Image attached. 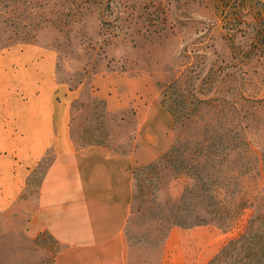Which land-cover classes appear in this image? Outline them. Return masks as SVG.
I'll return each instance as SVG.
<instances>
[{"label": "rangeland", "instance_id": "rangeland-1", "mask_svg": "<svg viewBox=\"0 0 264 264\" xmlns=\"http://www.w3.org/2000/svg\"><path fill=\"white\" fill-rule=\"evenodd\" d=\"M217 3L0 0V264H55L62 249L47 232L28 234L30 213L56 151L36 163L11 151L16 138L29 143L35 126L31 115L50 101L60 103L65 123L73 117L79 129L94 126L86 116L101 114L94 101L106 102L102 130L109 145L134 150L124 161L132 189L134 172L174 145L194 144L210 123L225 130L227 117L229 127L239 123L238 130L261 150L264 57L241 53L255 32L246 26L231 29L226 13L235 11L233 1ZM171 84L172 99L180 101L177 121L161 104V91ZM183 185L174 171L164 170L159 189L137 193L126 226L127 264H207L243 230L248 216L230 231L216 225L175 227L162 244L161 211L152 200L172 205Z\"/></svg>", "mask_w": 264, "mask_h": 264}, {"label": "trees", "instance_id": "trees-1", "mask_svg": "<svg viewBox=\"0 0 264 264\" xmlns=\"http://www.w3.org/2000/svg\"><path fill=\"white\" fill-rule=\"evenodd\" d=\"M214 1L217 4L233 1L235 11L226 13L231 29L241 30L242 26H246L255 32V38H251L248 44V51L242 49L241 53L247 58L264 57V0ZM174 87L173 84L163 87L161 104L177 121L180 101L172 99L173 92L168 91ZM177 95V98L185 99L182 94ZM94 106L100 107L101 114L95 119L92 114L86 116L87 123L94 126L83 125L79 129L71 117L70 131L76 147H106L120 154L133 152L109 145V134L102 130L107 124V104L96 99ZM227 121L225 130L219 132L210 123L204 135L193 139L194 144H186L182 147L184 149L174 145L159 159L134 172V202L131 209L139 198L138 192L143 191V196L144 191L159 185L164 170L174 171L176 180L184 182L179 197L172 205L152 200L161 211L158 231L163 235L162 244L175 227L191 229L216 225L230 231L239 225L244 216H248L243 230L207 264H264V136L259 139L261 150H258L253 137L238 130L241 129L240 126L237 128L239 123L231 128L228 126L231 122ZM261 125L264 126V123ZM140 180L149 186L139 185Z\"/></svg>", "mask_w": 264, "mask_h": 264}, {"label": "crops", "instance_id": "crops-1", "mask_svg": "<svg viewBox=\"0 0 264 264\" xmlns=\"http://www.w3.org/2000/svg\"><path fill=\"white\" fill-rule=\"evenodd\" d=\"M31 116V140L21 144V138L14 139L19 142L11 151L35 163L51 149L56 156L41 181L28 234L47 232L62 246L55 264H127L126 226L134 190L124 165L128 154L77 148L60 103L50 101Z\"/></svg>", "mask_w": 264, "mask_h": 264}]
</instances>
